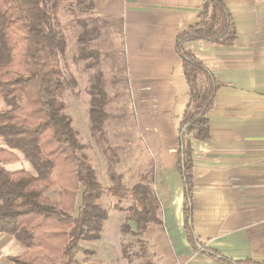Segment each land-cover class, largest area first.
I'll use <instances>...</instances> for the list:
<instances>
[{
  "label": "crops",
  "instance_id": "1",
  "mask_svg": "<svg viewBox=\"0 0 264 264\" xmlns=\"http://www.w3.org/2000/svg\"><path fill=\"white\" fill-rule=\"evenodd\" d=\"M223 2L234 23V43L184 44L219 85L207 113L210 140H191L190 223L202 248L231 263L264 264V0ZM201 4L94 0L89 15L88 34L94 24H116L120 31L123 75L135 104L137 133L151 160L161 222L137 233L148 252L142 264H229L193 251L184 231L178 127L189 97L175 44L178 34L198 23ZM24 250L13 236L0 233L2 264H13L8 257Z\"/></svg>",
  "mask_w": 264,
  "mask_h": 264
},
{
  "label": "trees",
  "instance_id": "2",
  "mask_svg": "<svg viewBox=\"0 0 264 264\" xmlns=\"http://www.w3.org/2000/svg\"><path fill=\"white\" fill-rule=\"evenodd\" d=\"M94 0H76L77 7L91 12ZM198 23L176 37V54L188 87V105L181 117L178 171L184 187V231L192 250L229 264H263L245 261L231 263L219 254L202 248L190 223L193 163L191 140H210L207 113L212 108L218 83L196 55L184 48L189 41H207L230 46L236 39L232 17L223 0H202ZM88 35V24L79 19ZM66 47L64 35L52 24L46 0H0V101L7 109L0 112V233L13 236L25 249L9 256L13 264H102L95 252L83 250L80 242L101 238L108 217L102 207L104 194L114 201L113 210L124 212L134 222L135 233L160 224V205L151 182L125 185L122 176L110 173L111 184L103 187L78 139L72 119L62 100L64 90L74 80H64L54 58ZM98 50H87L80 59L95 57ZM95 67V63L89 66ZM90 130L104 134L107 117L106 94L98 71L89 88ZM20 153L34 175L23 170L8 171L4 165L17 161ZM58 191L57 200L45 195ZM77 200L79 202H77ZM128 202L126 206L123 202ZM122 230L129 231L124 224ZM202 248V249H201ZM125 255V252L123 250ZM126 256V255H125Z\"/></svg>",
  "mask_w": 264,
  "mask_h": 264
},
{
  "label": "rangeland",
  "instance_id": "3",
  "mask_svg": "<svg viewBox=\"0 0 264 264\" xmlns=\"http://www.w3.org/2000/svg\"><path fill=\"white\" fill-rule=\"evenodd\" d=\"M46 8L51 15L53 27L63 33L66 41L64 52L56 53L54 60L60 66L63 79L74 80V84L69 83L66 86L62 100L66 104V113L72 119V126L78 133L79 141L85 145L84 152L96 172L98 181L103 187H107L111 184L109 175L114 173L121 175L128 187L137 182H150L151 160L137 133L135 104L123 75L122 43L117 25L94 24L85 40L79 42L84 27L79 25L78 21L82 19L88 25L92 23L89 19L90 12L80 10L76 0H46ZM94 34L98 36V42L94 41ZM94 49L102 52L98 59L78 57L84 51ZM93 62L95 67L91 69L88 66ZM98 71L103 74L102 83L106 92L104 109L107 120L103 124L102 136L91 132L88 117L87 91ZM6 109L3 101H0V112ZM17 156L16 162L6 165L7 169L34 172L23 156L19 153ZM45 195L55 201L59 194L54 190L45 191ZM114 201L106 194L102 196L101 205L107 209L108 217L103 224L101 238L93 242H80V251L76 253L78 261L85 258L83 250L87 249L93 250V258L102 264H142V258L147 257L148 252L144 250L146 246L135 233L134 223L128 219L126 213L113 210ZM127 204L128 202H123L124 206ZM124 224L128 225L129 231L122 230ZM3 259L5 258L2 252L0 264ZM144 261L148 262L146 259Z\"/></svg>",
  "mask_w": 264,
  "mask_h": 264
}]
</instances>
